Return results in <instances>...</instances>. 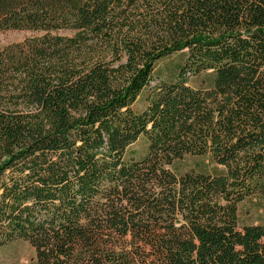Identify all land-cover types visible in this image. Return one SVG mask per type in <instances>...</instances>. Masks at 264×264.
Listing matches in <instances>:
<instances>
[{
    "label": "trees",
    "instance_id": "obj_1",
    "mask_svg": "<svg viewBox=\"0 0 264 264\" xmlns=\"http://www.w3.org/2000/svg\"><path fill=\"white\" fill-rule=\"evenodd\" d=\"M9 29L29 36L0 50V244L33 264H264V226L237 223L264 192V0H0Z\"/></svg>",
    "mask_w": 264,
    "mask_h": 264
},
{
    "label": "rangeland",
    "instance_id": "obj_2",
    "mask_svg": "<svg viewBox=\"0 0 264 264\" xmlns=\"http://www.w3.org/2000/svg\"><path fill=\"white\" fill-rule=\"evenodd\" d=\"M27 36H29V33L23 30H0V50L12 43L22 41ZM181 61L182 57L178 53H172L161 58L155 66V78L150 85L159 84L160 80L173 81ZM147 90L141 91L138 95L133 105L135 110H141L144 107ZM144 147L145 142L141 138L131 147V150L135 153V156H138L144 153ZM206 162L207 160L202 157H186L177 165L179 170L184 171L203 167ZM237 223L241 231H243V226H264V192L250 196L238 204ZM33 263L34 249L27 241L14 239L0 244V264Z\"/></svg>",
    "mask_w": 264,
    "mask_h": 264
}]
</instances>
